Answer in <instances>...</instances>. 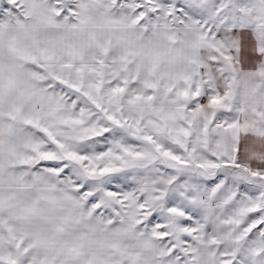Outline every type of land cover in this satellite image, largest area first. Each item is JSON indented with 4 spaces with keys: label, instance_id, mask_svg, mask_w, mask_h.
<instances>
[{
    "label": "snow or ice",
    "instance_id": "6c2138e0",
    "mask_svg": "<svg viewBox=\"0 0 264 264\" xmlns=\"http://www.w3.org/2000/svg\"><path fill=\"white\" fill-rule=\"evenodd\" d=\"M0 264H264V0H0Z\"/></svg>",
    "mask_w": 264,
    "mask_h": 264
}]
</instances>
